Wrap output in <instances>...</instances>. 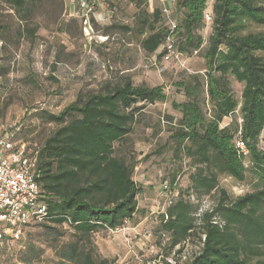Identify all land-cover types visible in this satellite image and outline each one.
<instances>
[{
	"label": "trees",
	"instance_id": "1",
	"mask_svg": "<svg viewBox=\"0 0 264 264\" xmlns=\"http://www.w3.org/2000/svg\"><path fill=\"white\" fill-rule=\"evenodd\" d=\"M2 1L34 35L35 29L27 22L37 4L45 0ZM208 3L175 0L182 17L176 20L174 43L182 55L203 48L200 31L206 25ZM211 13L212 32L203 49L205 74L195 73L175 83L186 99L172 101L181 116L169 130L174 155L189 158L196 168L189 190H218L219 198L212 209L195 213L190 199L179 192L160 215L161 230L170 238L171 249L199 233V251L183 264H250L264 255V184L233 199L220 187L219 177L226 174L244 180L250 169L264 182V150L258 145L264 130V31L245 32L250 22L264 24V0H214ZM165 16L155 7L151 17H142L139 29L142 48L160 58L171 33ZM78 17L82 24L83 17ZM90 21L94 22L93 17ZM229 75L244 84L241 102L231 89ZM167 99L163 85H136L127 77L120 83L104 81L99 90L80 93L59 113L45 112L55 128L30 154L36 160L47 216L29 225L25 234L33 225L55 230L47 224L71 226L80 237L65 245L55 264H114L87 243L94 232L115 230L139 212L140 186L133 177L136 161L116 154L115 143L133 131L146 105ZM237 111L240 118L233 117ZM169 118L171 122L175 119ZM226 118L230 121L223 125ZM19 134L21 128L18 139ZM237 138L245 142L248 154L236 147ZM163 264L170 263L164 260Z\"/></svg>",
	"mask_w": 264,
	"mask_h": 264
},
{
	"label": "rangeland",
	"instance_id": "2",
	"mask_svg": "<svg viewBox=\"0 0 264 264\" xmlns=\"http://www.w3.org/2000/svg\"><path fill=\"white\" fill-rule=\"evenodd\" d=\"M213 2L209 0L207 11L212 10ZM71 3L72 0H45L37 4L33 17L27 22L28 27L35 29L31 35L25 21L0 0V21L4 27L0 29L3 37L0 38V123L20 126L19 138L26 141L32 153L55 128L54 123L47 121L45 112L59 113L80 93L97 91L104 81L120 83L127 77L136 85H163L168 99L146 105L133 131L115 143L116 154L136 161L133 177L140 186L139 212L118 229L94 232L91 242L86 243L94 247L96 254L114 264L163 263L168 256L183 264L199 251L201 239L195 232L171 249L170 238L163 234L160 221V215L169 205L165 184L172 188L173 199H177L179 192L188 197L195 213L212 209L219 191L189 190L190 175L196 168L189 158L174 155L169 129L181 113L173 108L172 101L186 99L175 85L177 81L195 73L205 74L203 49L212 32L211 21H206L200 31L204 38L201 50L183 54L180 61L165 60L142 48L143 36L139 29L142 17H151L155 7L161 8L162 14L164 7L168 8L179 21L182 14L175 0H105L94 4L89 14L94 22L87 25L80 23L78 15L82 12ZM260 31H264V24L251 22L245 30ZM229 80L235 97L241 102L244 84L231 75ZM205 108L209 109L210 104ZM169 116L175 118L173 122ZM233 117L240 118V112ZM229 121L230 118H226L223 125ZM258 145L264 150V130ZM262 184L264 182L250 169L244 180L226 174L219 177L220 187L233 199ZM47 225L57 230L41 224L31 226L19 243L2 252L0 264H55L59 261L65 245L80 236L66 224ZM250 264H264V255L252 259Z\"/></svg>",
	"mask_w": 264,
	"mask_h": 264
},
{
	"label": "built area",
	"instance_id": "3",
	"mask_svg": "<svg viewBox=\"0 0 264 264\" xmlns=\"http://www.w3.org/2000/svg\"><path fill=\"white\" fill-rule=\"evenodd\" d=\"M102 1L105 0H72L71 4L82 12L80 16L87 25L94 4ZM163 11L171 33L165 41L162 58L180 61L182 54L177 51L174 43L178 22L168 8L164 7ZM205 20H212L211 11L205 13ZM19 130L20 126L16 123H0V259L2 252L19 243L29 225L40 223L47 216L45 196L37 181L36 160L29 153L27 143L17 138ZM235 145L245 155L248 154L247 146L241 138L236 139ZM165 189L168 204H171L172 188L165 184ZM165 260L170 264H178L174 257L168 256Z\"/></svg>",
	"mask_w": 264,
	"mask_h": 264
}]
</instances>
